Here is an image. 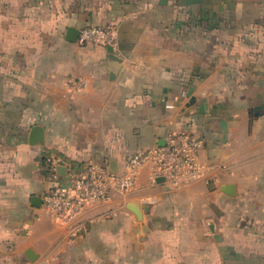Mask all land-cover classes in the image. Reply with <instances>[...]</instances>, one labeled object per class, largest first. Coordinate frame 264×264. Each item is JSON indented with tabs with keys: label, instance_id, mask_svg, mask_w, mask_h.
<instances>
[{
	"label": "crops",
	"instance_id": "1",
	"mask_svg": "<svg viewBox=\"0 0 264 264\" xmlns=\"http://www.w3.org/2000/svg\"><path fill=\"white\" fill-rule=\"evenodd\" d=\"M85 26L112 27L111 52L67 39ZM262 103L264 0H0V264H264ZM183 133L202 177L143 167L75 237L43 207L45 151L120 172Z\"/></svg>",
	"mask_w": 264,
	"mask_h": 264
},
{
	"label": "built area",
	"instance_id": "2",
	"mask_svg": "<svg viewBox=\"0 0 264 264\" xmlns=\"http://www.w3.org/2000/svg\"><path fill=\"white\" fill-rule=\"evenodd\" d=\"M76 41L112 48L116 45V33L108 26H85L78 30ZM166 105L172 106L171 103ZM200 145V139L192 134L171 135L162 145L142 148L128 155L120 172H111L107 164L75 161L47 150L41 167L51 186L42 197V205L54 222L68 229L69 237H75L86 230L82 218L86 208L109 199L113 192L129 193L136 186L143 167L151 170L153 182L162 178L171 187H180L202 177ZM59 167H63L62 173Z\"/></svg>",
	"mask_w": 264,
	"mask_h": 264
},
{
	"label": "water",
	"instance_id": "3",
	"mask_svg": "<svg viewBox=\"0 0 264 264\" xmlns=\"http://www.w3.org/2000/svg\"><path fill=\"white\" fill-rule=\"evenodd\" d=\"M68 34L69 35H68L67 39L69 41H75L77 38L78 30L70 28V29H68ZM107 49L109 52H111L110 46H107ZM263 112H264V104L263 103L250 108L248 110L250 120L262 115ZM42 135H43L42 127H40L39 125H34L30 131L29 142L31 144H34V143L40 141L42 138ZM109 168H110L111 172H115L114 169L112 168V166ZM58 170L62 173L63 167H59ZM159 179H162V178H159ZM223 191L229 195H233L235 193V186L233 184L225 185L223 187ZM136 212L138 213L137 210H136Z\"/></svg>",
	"mask_w": 264,
	"mask_h": 264
}]
</instances>
